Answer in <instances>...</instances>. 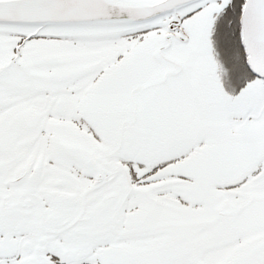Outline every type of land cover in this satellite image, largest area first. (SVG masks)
<instances>
[{"label": "snow or ice", "instance_id": "1", "mask_svg": "<svg viewBox=\"0 0 264 264\" xmlns=\"http://www.w3.org/2000/svg\"><path fill=\"white\" fill-rule=\"evenodd\" d=\"M0 264H264V0H0Z\"/></svg>", "mask_w": 264, "mask_h": 264}]
</instances>
